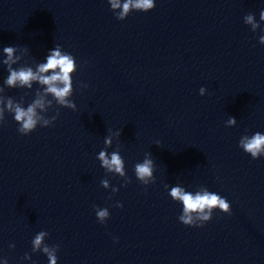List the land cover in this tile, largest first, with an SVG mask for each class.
Returning a JSON list of instances; mask_svg holds the SVG:
<instances>
[{"label":"clouds","instance_id":"9594fccd","mask_svg":"<svg viewBox=\"0 0 264 264\" xmlns=\"http://www.w3.org/2000/svg\"><path fill=\"white\" fill-rule=\"evenodd\" d=\"M107 2L115 18L120 21L125 20L133 11L149 12L156 6L155 0H107ZM261 22H264V9L259 13V22L253 13H248L244 16V23L250 25L253 32L259 29L261 33H264V28H261ZM258 42L264 45V34L259 36ZM20 50L21 48L17 46H6L2 49L3 55L6 58L0 61V63L6 66L8 72V76L3 82L4 85L14 89H32L35 82L42 86V91H36L35 98L27 107L24 106L23 97L17 101L13 97L0 95V126L6 121L5 114H11L14 121L19 125L17 132L26 136L35 131L38 126L42 128L54 126L55 121L60 115L59 109L57 108L56 114L51 117L46 115L49 109L53 108L54 104L59 107L72 109L73 111L77 109V105L71 97L74 92L72 77L76 73L78 65L72 54L63 51L62 46L56 44L54 49L50 50L47 54L45 62L38 63L35 70L31 66L14 68L13 66L17 65L21 59L16 54ZM22 50L24 52L28 51L27 47H23ZM80 87L87 88L88 85L81 82ZM3 91L4 88L0 87V93ZM206 91L205 87H201L199 94L203 96ZM236 123V118L229 116L226 126L232 127ZM121 134L122 130L110 131L104 138L106 148L112 145L113 137L118 140ZM156 145L160 146V142L157 141ZM238 147L250 155L253 160L264 157V133L257 131L251 136H241ZM97 159L101 162V167L106 169L108 173L119 176L124 180V184L121 187H126L132 182L125 171V162L120 155L119 148L110 154L106 149H103L98 153ZM155 167L152 154L145 153L143 161L134 165L135 177L145 186L155 183ZM101 185L105 189L110 187L107 179L102 180ZM168 187L166 184L165 188ZM111 191L114 194L119 191V188L112 187ZM169 196L173 201L182 204V213L179 215L178 220L188 227H203L205 223L213 218V212L217 209L222 213L231 214V204L227 199L216 192L209 191L207 187L193 193L186 191L177 184L170 188ZM108 199H111V196ZM114 206L122 208L123 204L116 202ZM93 207L98 221L104 224L110 218L108 208H99L95 205ZM48 236L49 233L46 231L38 232L31 241L32 252H42L47 256L49 264H57L59 245L49 246L45 243V237ZM9 247L14 248L15 245L13 244ZM24 259L29 260L31 256L26 253ZM3 264H8L6 258L3 259Z\"/></svg>","mask_w":264,"mask_h":264}]
</instances>
